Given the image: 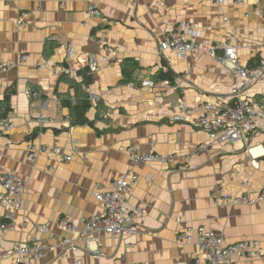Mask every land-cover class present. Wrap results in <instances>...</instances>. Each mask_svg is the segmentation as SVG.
<instances>
[{
	"label": "crops",
	"instance_id": "1",
	"mask_svg": "<svg viewBox=\"0 0 264 264\" xmlns=\"http://www.w3.org/2000/svg\"><path fill=\"white\" fill-rule=\"evenodd\" d=\"M182 22L198 28V48L183 60L159 51ZM224 46L235 48L243 68L264 60V0H224L219 7L212 0H0V63L15 65L0 83V102L11 92V111L0 122L12 125L8 132L0 129V177L10 173L24 183L20 210L0 204V223L16 227L0 230V249L42 246L29 264H98L85 241L59 222L69 220L82 231L88 217L103 213L95 185L107 190L128 178L135 183L126 205L144 213L134 221V235L99 236L104 264H192L200 227L222 233L227 245L252 241L262 250L261 257L222 264H264V201L226 206L212 198L221 191L256 194L264 186V77L244 95L262 114L244 139L210 143L194 125L204 105L228 108L239 84L208 53L214 48L221 54ZM127 60L134 66L131 80ZM86 68L93 76L85 88L91 125L71 126L62 101H77L69 83H81ZM159 70L170 71L173 83L155 81ZM145 80L153 88L143 87ZM41 115L49 123L40 125ZM28 143L59 148L71 160L39 154L29 161ZM202 144L209 147L199 152ZM128 150L174 161L133 165ZM0 264L16 262L10 256Z\"/></svg>",
	"mask_w": 264,
	"mask_h": 264
},
{
	"label": "built area",
	"instance_id": "2",
	"mask_svg": "<svg viewBox=\"0 0 264 264\" xmlns=\"http://www.w3.org/2000/svg\"><path fill=\"white\" fill-rule=\"evenodd\" d=\"M212 2L215 6L219 7L223 4L224 0H212ZM88 13L99 16L98 11L93 9H90ZM197 38L198 28L194 24L182 22L177 25L174 33L159 44V51L169 50L178 59L183 60L190 52L198 48ZM208 53L220 64L227 66L239 84L231 91L232 101L228 108L220 109L212 104H206L202 107L203 115L195 119L194 125L208 133L210 143L217 140H225L234 145L255 131V122L258 117L262 116L245 99L244 95L255 81L264 77V60L256 68L246 69L240 65L234 47L224 46L221 54L212 48ZM20 60L24 62L26 58L23 57ZM14 67L13 63H0V83L1 76L8 73ZM90 67L94 70L97 68V63L91 60ZM54 75L57 76L58 74L55 72ZM142 86L153 88V82L146 80L142 83ZM26 94L36 95L35 93L31 94L29 91ZM183 111L184 114H189V110L184 108ZM174 119L176 121H183L184 117L177 116ZM38 123L45 125L49 123V119L47 116L41 115L38 118ZM11 128L12 125L4 121L0 122L1 130L8 132ZM208 147L209 144H202L198 147V151H206ZM26 152L29 161H33L39 154L49 155L59 162L71 160V157L64 155L59 148L36 146L33 143L27 144ZM128 157L133 165L154 161L158 163L174 161V156L161 157L153 153L141 155L134 150H128ZM0 182L4 189V193L0 195V204L15 211L20 210L24 183L10 173H4L0 177ZM134 183V181L130 182L128 178H122L113 182L107 190L101 185H95L93 197L95 202L102 207L103 213L88 217L83 223L82 231H78L76 226L72 225L69 220L65 219L59 222L65 230L85 241L84 249L91 253V256L99 262L98 264H104L107 260L105 253L97 246L99 244V236L106 234L113 237H125L135 234L134 221L144 212L141 209L133 210L126 205V196L130 194ZM212 198L215 204L251 206L264 201V186L256 194L240 195L221 191ZM26 226L27 223H23L22 227L25 228ZM0 230L11 232L16 230V227L11 223L5 222L0 223ZM195 233L197 235L196 243L199 254L192 264H222L229 263L232 257L256 258L262 256V250L256 242H237L227 245L222 233L204 227L198 228ZM185 242L187 244L192 242L190 232L185 236ZM90 244H96V247L92 249ZM73 250L75 249L73 248ZM42 251L43 247L39 245L17 244L11 252L0 249V263L4 259L13 256L16 264H29L30 259L39 258ZM75 264L82 263L77 261Z\"/></svg>",
	"mask_w": 264,
	"mask_h": 264
},
{
	"label": "trees",
	"instance_id": "3",
	"mask_svg": "<svg viewBox=\"0 0 264 264\" xmlns=\"http://www.w3.org/2000/svg\"><path fill=\"white\" fill-rule=\"evenodd\" d=\"M259 63V59L256 60ZM127 68L125 73V77L128 80H131V68L134 67L132 65V60H127ZM255 64V63H254ZM253 67V66H252ZM135 69V68H134ZM124 71V69H123ZM81 76V83H76L75 81L70 82V86L75 91V98L76 102L71 103L69 100H63L62 104L69 110V116L71 120V126H84V125H91V122L87 120L86 114L91 108V102L89 100L88 94L85 92V88H88L93 82V76L89 70V68L84 69L79 73ZM155 81H166L170 84L174 81V76L170 71L163 72L159 70L155 77ZM11 92H7L2 102H0V119H4L7 117L11 108L9 106V98ZM37 132L32 135V138L36 137Z\"/></svg>",
	"mask_w": 264,
	"mask_h": 264
},
{
	"label": "rangeland",
	"instance_id": "4",
	"mask_svg": "<svg viewBox=\"0 0 264 264\" xmlns=\"http://www.w3.org/2000/svg\"><path fill=\"white\" fill-rule=\"evenodd\" d=\"M145 81H146V80H145ZM143 82H144V81H143ZM143 82H142V83H143ZM148 82H150V81L148 80ZM141 85H142V84H141ZM146 88H148V87H146Z\"/></svg>",
	"mask_w": 264,
	"mask_h": 264
}]
</instances>
